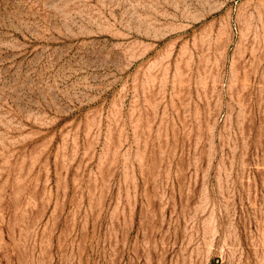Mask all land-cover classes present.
I'll use <instances>...</instances> for the list:
<instances>
[{"label": "rangeland", "instance_id": "rangeland-1", "mask_svg": "<svg viewBox=\"0 0 264 264\" xmlns=\"http://www.w3.org/2000/svg\"><path fill=\"white\" fill-rule=\"evenodd\" d=\"M0 264H264V0H0Z\"/></svg>", "mask_w": 264, "mask_h": 264}]
</instances>
